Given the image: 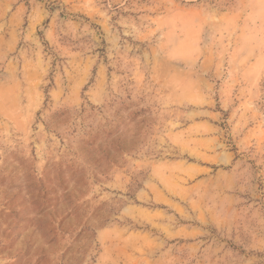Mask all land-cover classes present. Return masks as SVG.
I'll use <instances>...</instances> for the list:
<instances>
[{"label": "rangeland", "instance_id": "obj_1", "mask_svg": "<svg viewBox=\"0 0 264 264\" xmlns=\"http://www.w3.org/2000/svg\"><path fill=\"white\" fill-rule=\"evenodd\" d=\"M0 264H264V0H0Z\"/></svg>", "mask_w": 264, "mask_h": 264}]
</instances>
